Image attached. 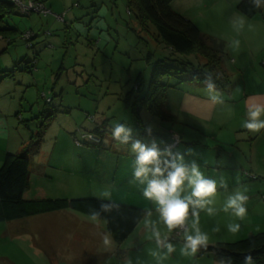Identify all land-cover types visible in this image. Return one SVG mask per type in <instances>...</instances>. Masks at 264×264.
I'll return each mask as SVG.
<instances>
[{
	"label": "rangeland",
	"instance_id": "374dc122",
	"mask_svg": "<svg viewBox=\"0 0 264 264\" xmlns=\"http://www.w3.org/2000/svg\"><path fill=\"white\" fill-rule=\"evenodd\" d=\"M237 1L172 0L169 4L173 11L196 24L200 33L223 39L226 45L233 49L232 41L238 38L264 40V29L260 28L264 27V9L261 10L262 14L258 13V17L249 19L251 17L242 15L236 9ZM44 3L51 13L46 15L36 12L30 15L12 13L1 23L2 27H10L15 31L0 36V116L3 117L0 119V150L7 148L11 152L19 151L21 143L28 141L37 130V123L46 121L48 126L37 150L40 151L38 160L43 162L45 154L49 153V163L55 165L57 169H50L43 165L44 163L41 164L40 168L46 166L53 171L52 180L47 181L33 175L32 188L26 192L28 198L41 197L38 194V186H42L48 193H67L63 197L94 196L107 200L100 193L110 188L112 199L124 204H136L144 210L152 209L154 218L157 215L154 211L155 205L143 197L144 186L133 180L135 154L130 150L131 141L125 147L133 155L110 152L103 157L104 155L100 156L99 152H106L107 146H102L106 140L103 139V144L102 142L99 144L94 139L80 137V134L87 135L88 132L98 131L100 136L106 138L111 136V125L117 122L125 123L131 127L134 139L148 145L155 141L163 159L164 155H167L162 147L164 133H167L166 131L171 133L169 136L171 139L178 133L181 135V138H178L180 143L169 149L175 148V154L184 150L183 162L197 163L192 156L197 158L210 156L215 159L214 147L217 142L214 135L219 131L214 124V113L211 118L200 122L191 117L180 116V119L173 121L170 118L157 117L158 125L152 122L151 126L144 124L143 131L136 133L135 129L138 130L140 125L136 127L137 118L128 108L125 97L129 91L133 92L132 102L135 93L140 95L144 93L152 62L160 57H173L171 50L157 38L151 23L141 24L135 16L134 9L128 10L126 0H44ZM64 11L63 19L57 20L54 17V14H61ZM240 16L244 17L245 23L243 28L237 31L231 21ZM22 34H32V47L26 46ZM185 58H189L192 65H196L193 55H187ZM170 62L175 63L173 60ZM224 64L227 67V63ZM188 74L182 73L183 76ZM169 77L172 82L178 81L175 76ZM187 82L180 79V82L176 83L182 100L188 92H196L194 93L196 97L197 94L202 96L204 92L201 85L204 84L193 86ZM232 82L233 80L231 84ZM47 99L51 101L48 102ZM52 107L55 110L53 116L48 115V110ZM42 108H45L46 115L39 112ZM129 117L134 124L126 122L125 119ZM98 118L103 122L98 123ZM195 126L199 129L194 131L188 128ZM148 128L151 129V134L156 132L158 137L150 136L146 132ZM205 130H209L211 134L203 133ZM76 140H79L77 143L80 145H77ZM186 141L191 144L187 145ZM203 143L212 148L211 155H207L208 151ZM189 149L192 150L191 154L188 152ZM109 155H115L116 160L113 162ZM118 157L121 158L117 159ZM202 166H205L203 172L206 177L218 178L212 165H208L210 168L207 165ZM212 175L214 176L211 177ZM125 176L127 178H124ZM249 176L255 177L250 180H261L255 172ZM220 177L227 181L228 190L219 191V194L227 196L234 192L236 187L229 184L228 176L221 173ZM243 181L249 179L244 177ZM58 183L64 186L63 189L58 188L59 192L55 190V184ZM190 191L185 181L181 196L187 195ZM225 198H219L218 201L215 199V206L220 208ZM253 210L262 213L264 207L256 205ZM69 211L88 221L92 219L84 213ZM222 216L225 219L219 225L221 231L219 236L218 232H213L216 226L210 221L216 218L219 224ZM252 217L255 221L258 219L257 214ZM252 217L251 220L243 221L255 222ZM36 218L32 215L0 222V264H54L51 257L56 260L55 257L45 256L37 249V232L42 225ZM143 218L144 216L141 220ZM238 220L231 212L218 211L215 215L209 216L202 211L198 226L202 232L208 234L209 243H214L219 237L235 239L242 235L240 232L233 236L234 234L227 230L228 224L237 223ZM159 226L162 229L163 225ZM31 229H36L35 233ZM142 229V235H139ZM150 235L144 228V222H140L136 235L128 237L125 244L126 246L147 244V247L154 249L156 244L154 239L149 240ZM181 238L182 236L178 239L172 238L176 251L166 259L169 264H209L212 259L209 254L197 253L194 258L182 255ZM155 261L157 263L156 259Z\"/></svg>",
	"mask_w": 264,
	"mask_h": 264
},
{
	"label": "crops",
	"instance_id": "0c3cea01",
	"mask_svg": "<svg viewBox=\"0 0 264 264\" xmlns=\"http://www.w3.org/2000/svg\"><path fill=\"white\" fill-rule=\"evenodd\" d=\"M260 14H262V11ZM255 17H258V14L249 19H254ZM260 28L264 29L263 26ZM238 40L240 41L239 47L235 48L233 46V49H230V46H227L226 42L222 39L223 55L225 54L223 57V63H227V67H225L224 64L223 68L230 80H233L231 86L228 88H217L221 91L225 101L224 104H212L205 88L206 85H201L204 92L202 96L197 94L198 97H196V94H194L196 92H188L185 93L183 100L180 98L181 92L177 91V89H179L178 86L169 87L166 90V98L164 102V108L172 116L170 118L171 121L174 119H180L181 117H191L194 118L195 121L200 122L206 120V118H211L214 113V124L218 127L219 131L214 135L217 142L214 147L215 159L213 160L210 156L198 157L199 159L194 156L192 157L197 160V164L200 166L201 171H203V167H205L202 165H212V169H214V172L218 176L216 179L219 180L221 178V173H225L228 176L227 179L229 180V184L236 187L235 191H246L249 199L246 205L248 212L244 217V220H251L253 215H258L256 221L254 220L255 216L252 217V220L255 222L238 220L237 223L241 224V229L238 233L242 232V235L237 236L235 239L219 237L216 241H233L243 238L250 233L264 229V210L262 213L258 210H253L256 205L264 207V129L259 133L253 134L242 127L243 121L247 119L248 107L254 104L264 105V40H257L250 37L238 38ZM187 83L197 86V84L189 81ZM200 89L201 88H199V91ZM137 111L144 124L151 126L150 122H152L158 125V120H156L158 118L156 116L153 117L145 110L141 111V109H138ZM2 118L3 117L0 116V119ZM261 118L264 119V116ZM125 120L129 124H134V121L130 117ZM97 122L99 123L103 121L101 118H98ZM135 125L137 127V124ZM197 127L198 126L188 128L195 131ZM143 128L145 127L140 125L138 130L135 129L136 133L142 132ZM166 132L167 133H164V141L169 138V132ZM203 133L208 135L211 134L209 130H205ZM149 135L157 136L156 132ZM160 135L161 134H159V136ZM178 135L179 138H181V135ZM190 135H192V133H190ZM182 136H185V132ZM101 137L102 141L103 139L106 140V143L102 146H107V150H105L106 152H99L100 156L104 155L103 157H105L110 152H114L115 154L133 155L127 150L125 147L126 145L122 148V145H119L114 141L111 136L106 138L104 136ZM186 144L189 145L191 143L186 141ZM204 147L208 151L206 152L207 155H211L212 148L205 144ZM8 151L11 152L7 148L0 150V161H2L4 154ZM179 153L184 158L185 151L182 150ZM36 154V157L34 154L29 156V187L26 192L32 188L33 175L51 181V174L53 171H50L47 167H50V169H57L55 165L49 163V153L45 154V157L43 158L45 160L43 162L38 160V154H40V151ZM175 155L176 154L174 153L173 157ZM109 157L112 158L113 162L116 160L115 155H109ZM119 158L121 157H118L117 159ZM160 159L161 166H163L162 157H160ZM185 162H183V164L190 167L191 163ZM38 163H40V165H38ZM41 164L46 165L47 167L40 168L42 166ZM208 168H210V166H208ZM113 171L114 170L112 169V172ZM252 172L258 174V178L261 180H250L255 178L249 176ZM213 176L214 175L211 177ZM244 177L249 179V181L244 182ZM124 178H127V176ZM55 186L57 192H59L58 188H64L61 183L55 184ZM223 190L224 189L218 187L217 195L215 197L217 201L219 198L224 199L226 197L219 194V191ZM26 192L25 197L28 198ZM38 194L41 197L51 198L67 195V193H48L42 186H38ZM116 202L120 203L121 201L117 200ZM132 205L138 206L133 203ZM35 217L38 219V221H36L42 225L41 229L37 232V249L45 256L55 257L56 260L51 257L54 264H157L155 258L151 254L154 250H157L156 248L152 249L147 247V244H138L135 246H126L125 244L128 237H134L136 235L138 225L140 222H144V218L128 237L120 243H115L110 234L106 231L102 220H93L90 218L88 221L86 218L78 216L69 210L50 211L37 214ZM154 218H157L158 220V214L155 215ZM154 218L152 219L154 220ZM224 219L225 218L222 216V218L219 219V224H217V220L214 218L210 223L212 225L214 224V226H219ZM191 223L192 218L189 216V227H191ZM31 231L35 233L36 229H31ZM161 231L162 233H166L167 229L163 226ZM142 232L143 229L139 235H142ZM218 233L220 236L221 231ZM105 239H108V244H105ZM163 264L169 263L164 260ZM209 264H219V262L212 258Z\"/></svg>",
	"mask_w": 264,
	"mask_h": 264
},
{
	"label": "trees",
	"instance_id": "16d2710c",
	"mask_svg": "<svg viewBox=\"0 0 264 264\" xmlns=\"http://www.w3.org/2000/svg\"><path fill=\"white\" fill-rule=\"evenodd\" d=\"M27 1L43 4L48 12L30 11L21 13L14 0H0L1 37L10 31H15L13 28L1 26L4 18L12 13L23 15H30L32 12L44 15L51 13L43 0H21L23 3ZM171 1L126 0L128 10L134 9L135 16L141 24L151 23L154 26L157 38L171 50L173 56L160 57L152 62L144 93L141 95L135 93V99L132 102L133 92L130 93L129 91L127 93L125 102L132 114L136 116L137 126L144 125L137 111L140 108H144L150 115L160 119L172 117L164 108L163 98H165L166 90L173 85V87L177 86L176 83L180 82V79L205 85V75L211 73L217 88L226 89L231 86V80L223 68V41L200 33L198 27L190 19L170 8L169 3ZM236 9L246 17H253L262 10L253 8L249 0H238ZM63 13L65 14V11ZM22 38L27 47H32V34H22ZM177 54L179 56H175ZM187 55L194 56L196 65H192V61L185 58ZM171 60L175 63H171ZM183 72L189 74L183 76ZM217 74H220L218 79L215 78ZM7 75L9 76V74H5V76ZM169 76L177 77L178 81H170ZM50 101L51 99L48 100V102ZM45 111V108L39 110V112L46 115L47 112ZM48 111V115H54L55 110L53 107ZM47 126L46 121H39L36 127L37 130L32 133L28 141L25 140L21 143L20 150L17 152L8 151L2 158L0 164V222L56 210H73L91 216L90 212L93 209L100 211L101 205L107 202L105 199L93 196L72 198L37 197L31 199L25 197V192L29 187V156L38 152V147L43 140V134ZM93 132L99 135L98 131ZM141 135L148 136V134ZM176 135L179 138V135ZM99 137L102 142V137L100 135ZM171 142L170 137L168 141L163 142V149L170 150L172 153V156L164 155L163 161L165 159L171 160L174 155L175 148H166L167 144ZM118 204L120 205L119 209L113 208L109 212H101L99 219H97L103 221L106 231L115 243H120L128 237L144 216V209L140 207L121 202ZM198 254H209L217 262L230 260L231 264H244L245 256L251 254L254 264H264V229L233 241L209 243L207 249H201Z\"/></svg>",
	"mask_w": 264,
	"mask_h": 264
},
{
	"label": "clouds",
	"instance_id": "9594fccd",
	"mask_svg": "<svg viewBox=\"0 0 264 264\" xmlns=\"http://www.w3.org/2000/svg\"><path fill=\"white\" fill-rule=\"evenodd\" d=\"M250 5L255 9H264V0H249ZM237 31L243 28L245 19L243 16L233 18L231 21ZM240 41L233 40L232 45L238 48ZM215 78H220L217 74ZM206 91L212 104H224L225 101L221 91L217 89L214 77L211 73L205 75ZM264 105L254 104L248 107L247 119L242 127L250 133H259L264 129ZM151 134V129H146ZM110 134L119 145H128L131 141V152L135 154L133 163V180L143 185L142 195L145 199L155 205V213L158 220H153V210H144V228L150 232V239H154L156 249L151 254L157 260V264H163L172 253L176 251L172 238L182 235L181 254L194 258L201 249H207L209 236L199 228L200 213L206 212L209 216L215 215L218 211L231 212L239 220L247 215L248 195L246 191L236 190L229 193L222 207L215 206V197L218 187L228 190L227 181L221 177L219 180L208 178L201 171L196 161H192L190 167L183 164V156L177 153L172 160L165 159L161 166V152L153 141L150 145L134 139L131 127L125 123L117 122L110 126ZM101 142V139H100ZM168 156H172L170 150H165ZM191 154L192 150H188ZM180 161V163H177ZM165 173H167L165 175ZM191 189L190 193L181 196L184 191V183ZM100 195L107 198V202L101 205L100 211L93 209L90 215L93 220L100 217L101 212H109L113 208L119 209L120 205L112 199L110 188L103 190ZM189 216L192 218L191 227L188 225ZM160 224L166 229L162 233ZM240 223H230L227 230L236 234L240 231ZM175 230L180 231L179 236H173ZM220 227L213 228V232H219ZM177 239V238H176ZM108 244V239H105ZM219 264H231L230 260L219 261ZM244 264H254L251 254L244 258Z\"/></svg>",
	"mask_w": 264,
	"mask_h": 264
},
{
	"label": "built area",
	"instance_id": "2783aa9c",
	"mask_svg": "<svg viewBox=\"0 0 264 264\" xmlns=\"http://www.w3.org/2000/svg\"><path fill=\"white\" fill-rule=\"evenodd\" d=\"M14 1L17 3L18 10L21 13H28L30 11H36V12H42V13L48 12V10L41 3H37V2H33V1H27V2L23 3V2H21V0H14ZM63 15H64V13L54 14V17L59 19V20H61V19H63ZM80 137H86V138H89V139H94V141H98V143L100 142V137L97 134L93 133V132H88L87 135L84 134V133L83 134L81 133ZM77 141H79V140H76V143H77ZM178 142H179L178 136L177 135L176 136L173 135L172 142L167 144L166 148L169 149L170 147L177 145ZM77 145H80V143H77ZM172 235L175 236V237L179 236L180 235V231L179 230H175L172 233Z\"/></svg>",
	"mask_w": 264,
	"mask_h": 264
}]
</instances>
